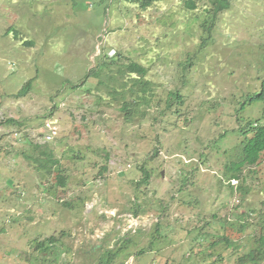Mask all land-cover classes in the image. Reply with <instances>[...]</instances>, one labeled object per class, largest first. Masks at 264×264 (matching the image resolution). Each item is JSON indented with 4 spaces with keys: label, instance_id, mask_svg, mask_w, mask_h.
<instances>
[{
    "label": "rangeland",
    "instance_id": "rangeland-1",
    "mask_svg": "<svg viewBox=\"0 0 264 264\" xmlns=\"http://www.w3.org/2000/svg\"><path fill=\"white\" fill-rule=\"evenodd\" d=\"M184 2L157 0L142 11L124 0H0V264L41 263L33 245L49 236L67 249L57 264H97L104 248L139 231L137 245L119 252L123 264H199L216 236H240L215 225L205 230L213 238L193 242L213 213L235 218L247 208L264 210V153L229 190L224 174L238 157L244 126L264 122V100L239 111L264 83V0L235 1L211 35L200 27L205 2L196 1L194 11ZM96 48L94 68L106 53L108 64L119 54L147 66L158 84V107L140 114L137 144L118 105L95 96L94 79L80 85ZM28 80L31 90L16 98ZM175 91L161 113L165 95ZM46 118L56 121L49 143L42 138ZM33 145L52 152L68 177L65 188L49 164L51 175L40 182L23 156ZM185 172L194 178L183 183ZM10 179L21 195L9 189ZM79 197L76 209L63 206Z\"/></svg>",
    "mask_w": 264,
    "mask_h": 264
},
{
    "label": "trees",
    "instance_id": "trees-1",
    "mask_svg": "<svg viewBox=\"0 0 264 264\" xmlns=\"http://www.w3.org/2000/svg\"><path fill=\"white\" fill-rule=\"evenodd\" d=\"M124 1L138 5V7L141 10H146L157 0H124ZM192 1L193 0H188V2H192ZM191 7L193 6L191 5ZM205 23L206 22H204V24L202 25L204 31L209 29V27H207ZM212 26L213 24L210 23V27ZM147 73L148 72L146 68L144 67L142 68L141 66H138L134 63L118 65L115 67L113 74V79H117V80L107 84L104 82L99 83L97 84L95 89H100L101 87L105 88L106 93L114 99L119 97H125L128 95L125 99L130 98L131 101H136V100L141 101L143 98L146 97V95L149 92L148 84L144 80V78L147 76ZM131 74L142 76V79L138 82L134 81ZM89 75H90L89 72H87V74H85L84 77L87 78ZM125 77H128L129 81L124 79ZM77 87L78 86H75L73 88L75 89ZM28 90H29V84L20 91L19 95L26 94ZM70 92H72L75 95H77V93L84 94L83 91L72 90ZM260 100L261 101L264 100V83L262 84V89L260 93L252 94V98L250 99L249 102L241 104L240 111H242L246 105L252 104ZM260 118L262 119L264 118V116ZM10 123H14V122L11 121ZM241 135L245 137V139L240 142V146H239L240 151L238 157L236 158V160L234 159L228 160L224 166V174L228 175L230 179L238 180L240 178V174L245 168L253 167L259 164L261 154L264 153V122H262L261 120L252 121L251 124L244 126V129H242L241 131ZM247 135L248 137H246ZM26 160L35 169L36 175L39 177L41 183H42L43 175H51L50 170L46 167V164H49L50 169L53 170L57 169L58 171H56L55 174L57 187L65 188L68 177L64 176L62 171V166H60L58 169L59 163L52 160L51 156L45 157L42 161L34 158L32 159L27 158ZM105 172H106V168L103 167L102 169H100L98 175H100V177L103 178L104 177L103 173ZM118 175L124 176L125 173ZM187 175L194 178V174H192L191 172H185L181 176L183 178V183H186L185 178L187 177ZM40 185L42 186V184ZM13 187L14 185H12V179H10L9 189L12 190ZM50 188L51 185L49 187L43 188V191L46 190V193H49L50 191L48 190H50ZM12 191H14L17 195H21L23 192L22 191L21 193L18 194L17 189H13ZM245 192L246 190L243 192V196H245ZM80 203H82V198L79 197V198H75L73 202L64 203L63 206L70 209H76L77 205ZM189 204L190 203H186V206H189ZM138 205L139 204H135L136 208H134V215H137L138 213L137 207L141 206ZM205 220L206 219H203L202 221ZM204 223H205L204 226H202V228H200L199 230V234L196 235L198 236V238L192 240L193 242H197V239L202 241H208V237L213 238L214 235L210 234L209 232H206L205 230L206 229L211 230L212 227H214L215 225H221L223 227V230L224 228L225 229L231 228L234 232L238 233L240 236L237 239H230L226 235H222L220 237L216 236L217 237L216 241L211 242L209 246H207L203 250L204 254H201L202 257L199 264H223L222 263L223 261L226 264H264V210H262L261 207L257 209L247 208L240 213L239 217H235V218L233 217L229 218L227 213L219 215L218 212H215ZM142 234L144 233H141L139 231L137 234L129 237L128 239L126 238L119 239L115 243L114 248L112 249L104 248L101 258L99 259V262L97 264H116L119 261L120 264H123L125 259L121 257V254L119 252H123L127 250L132 245H137V242L142 237ZM158 234H159V230H157V233H155V235H157V237L161 239ZM153 235H154L153 233H150L148 235V238H150ZM55 240L56 238L54 236H49L44 240L41 241L38 240L35 242V244L33 245V252L34 254H36V256L41 257L40 259L41 263H37L36 261H33L34 264H46L47 262L51 264H57L60 261L61 255L65 253L67 249H65L63 243ZM157 242H160V240H157ZM219 247H221L220 251L215 252L216 249ZM226 250H230L231 254L228 256L225 255L224 252ZM92 252H95V248H93ZM145 252L146 251L142 249L136 254V256L139 255L141 256ZM36 256H34L33 259H35Z\"/></svg>",
    "mask_w": 264,
    "mask_h": 264
},
{
    "label": "clouds",
    "instance_id": "clouds-1",
    "mask_svg": "<svg viewBox=\"0 0 264 264\" xmlns=\"http://www.w3.org/2000/svg\"><path fill=\"white\" fill-rule=\"evenodd\" d=\"M196 1H204L205 2V4H204V7H205L204 8V10H205V18H204L203 22L201 23L200 27L204 31L202 25L204 24V22H206L205 24L207 25V27H209V29H207L206 31L209 33V35H211V31H212L213 27L217 28V26H218V24L220 23L221 20H223V19H225L227 17H231L232 5L237 0H193L192 2H188V0H185L184 8L189 10V11L196 10ZM191 5L193 7H191ZM142 11H144V10H142ZM210 23L213 24L212 27H210ZM25 45L33 46L34 44L32 42H30V41H27V42H25ZM96 50L98 51V54L95 57H93L91 62H90L91 70L88 71L90 75L87 78L83 77V80L80 82L81 83L80 85H83L84 83H86L89 78H93L94 79V89L96 88L97 84H99V83H102V82H104L106 84L107 83H111V82L117 80V79H113V74H114L115 67L118 66V65H122V64L134 63V64H136L138 66H141L142 68L143 67L146 68V70L148 72L147 76L144 78V80L148 84L149 92L146 95V97L143 98L141 101H137V100L136 101H131L130 98L129 99L128 98L125 99L128 95L125 96V97H119V98L114 99V98H112L110 95H108L106 93L105 88L101 87L100 89H95V96H97L98 98L102 99L103 101L115 103V104L118 105V109H119V111L121 113V117H122V121L121 122H122V125L124 127H126V129L128 130V134L130 136V143L131 144H137L138 127H139V122L141 120V115L140 114L142 113L144 108L149 107L152 103H155V105H156L155 107H158L157 105H158L159 102L157 101V92H156V89L158 88V84H156L154 81L149 79V69H148L147 66H145L141 62H138L136 60H132L130 58H125L126 59L125 61H121L119 54L112 55L114 61L112 63L108 64L107 63V61H108L107 56H109L111 54H107L106 53V57L103 58L99 62V64L94 68V62H95L96 57L99 55V50L100 49L96 48ZM177 66L180 67L181 71H182V75L180 76V79L184 80V76H185L186 72L188 71L187 70V66L183 62L178 63ZM131 76L133 77V80L137 81V82L142 79V76H139V75H136V74H131ZM124 79L129 81L128 77H125ZM33 81L34 80H28L20 88L17 87V86H14V87H17V91H18L16 93L15 97L16 98L24 97L31 90V84H32ZM28 84H29L28 92L26 94H24V95H22V94L19 95L20 91L23 88H25ZM78 85L79 84H76L75 86H78ZM68 92L69 91H65L64 94L68 93ZM173 96H179V92L178 91L169 92L167 95H165L161 113H167L169 111L170 107H169L168 101ZM129 103H131V104H129ZM244 103H246V102H244ZM249 105H251V104H249ZM236 119H237V117H236ZM44 120H49V119L46 118ZM11 121H13V120H8V123H10ZM49 121L50 122H46V124H44V128H43L44 134H42L43 143H49V142L53 141V139L55 138V137L53 138V136L56 133L52 130L53 128L51 127V125L53 126V124H56V121H54V122H52L51 120H49ZM48 129L51 130V131H48ZM16 133L17 132H12L11 135L14 136V135H16ZM117 135L119 137H121L123 135V133L121 131H118ZM63 137H64L63 135H60V140ZM58 140H59V138H58ZM157 141H158L157 139L156 140H152L151 143H150L151 146H153V150H155V148L157 146ZM125 145L126 146H130L127 143ZM235 148H234V150H235ZM156 153H158V151ZM23 155H24L25 159L34 158V159H39L40 161H42L47 156H51V158H52V152L50 150H46V149L42 148L41 146H37V145H33V148H31V154H27V153L24 152ZM52 160H54V159L52 158ZM163 174H164V172H162V175ZM158 175L160 176V173ZM147 176H148L147 178H151L149 173H148ZM232 181H237V180L229 178V181L227 183V190H229V185H231Z\"/></svg>",
    "mask_w": 264,
    "mask_h": 264
}]
</instances>
